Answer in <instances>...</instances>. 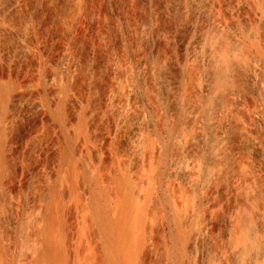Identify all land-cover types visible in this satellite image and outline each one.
I'll return each mask as SVG.
<instances>
[{"label": "bare ground", "instance_id": "bare-ground-1", "mask_svg": "<svg viewBox=\"0 0 264 264\" xmlns=\"http://www.w3.org/2000/svg\"><path fill=\"white\" fill-rule=\"evenodd\" d=\"M113 2L0 0V264H264V0Z\"/></svg>", "mask_w": 264, "mask_h": 264}, {"label": "rangeland", "instance_id": "rangeland-1", "mask_svg": "<svg viewBox=\"0 0 264 264\" xmlns=\"http://www.w3.org/2000/svg\"><path fill=\"white\" fill-rule=\"evenodd\" d=\"M127 1L130 2V0H123V4H125ZM114 3H115V2H113V0H111V6H113ZM126 4H128V3H126ZM103 10H106V9L104 8ZM104 13L106 14V11H104L103 14H104ZM103 14H102V16H103ZM107 16H108V15H107ZM107 16H106V17H107ZM103 17H105V16H103ZM106 17H105V18H102V20H103V19H104V20L107 19Z\"/></svg>", "mask_w": 264, "mask_h": 264}]
</instances>
